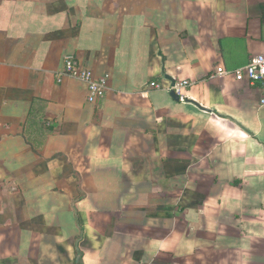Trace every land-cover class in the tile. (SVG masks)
Segmentation results:
<instances>
[{
	"label": "crops",
	"instance_id": "crops-1",
	"mask_svg": "<svg viewBox=\"0 0 264 264\" xmlns=\"http://www.w3.org/2000/svg\"><path fill=\"white\" fill-rule=\"evenodd\" d=\"M263 52L264 0H0V264H264Z\"/></svg>",
	"mask_w": 264,
	"mask_h": 264
},
{
	"label": "built area",
	"instance_id": "built-area-1",
	"mask_svg": "<svg viewBox=\"0 0 264 264\" xmlns=\"http://www.w3.org/2000/svg\"><path fill=\"white\" fill-rule=\"evenodd\" d=\"M220 75L233 73L235 76L242 78L245 74L251 82L259 83L262 86V96L260 105L264 107V52L252 58V60L244 67L235 70H227L224 67L217 68ZM65 74L71 77H77L84 80L88 85V101L96 102L104 96L108 89L107 77H96L93 72L86 68H78L74 61V56H66L65 58ZM191 85L187 79L175 80L169 89L175 92L181 100H185L184 90ZM150 86L160 89L162 85L157 82H151Z\"/></svg>",
	"mask_w": 264,
	"mask_h": 264
},
{
	"label": "water",
	"instance_id": "water-1",
	"mask_svg": "<svg viewBox=\"0 0 264 264\" xmlns=\"http://www.w3.org/2000/svg\"><path fill=\"white\" fill-rule=\"evenodd\" d=\"M171 96L176 98L177 100L179 99V96L175 92H171ZM191 102L195 103L194 101L191 100ZM198 105V104H197ZM200 106V105H199Z\"/></svg>",
	"mask_w": 264,
	"mask_h": 264
}]
</instances>
